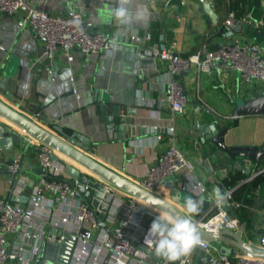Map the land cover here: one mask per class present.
Here are the masks:
<instances>
[{
  "label": "crops",
  "instance_id": "obj_1",
  "mask_svg": "<svg viewBox=\"0 0 264 264\" xmlns=\"http://www.w3.org/2000/svg\"><path fill=\"white\" fill-rule=\"evenodd\" d=\"M24 1L51 14L74 8L81 13L88 30L107 32L118 26L150 29L157 38L174 39V51L183 56L194 52L205 38L211 40L218 37L222 19L233 5V0H210L216 13V22L212 23L203 11L201 0H183V3L176 0H129L128 22L121 23L111 16L117 0ZM255 1L259 9L257 18H262L263 23L253 24V19L257 18L252 16L251 20L240 23L235 31L245 40H257L264 54V0ZM246 9L241 12L250 14ZM19 16V11L13 14L0 11V88L9 95L0 94L2 101L28 116L35 106L41 105L40 114H44V119L39 120L40 124L46 127L54 124L65 131L74 130L82 134L89 139L94 151L91 157L135 181L146 172L169 137L163 135L159 142L153 143L150 129L155 126L161 130L172 125L170 138L192 162L193 169L187 171L182 168L176 173L179 185L173 195L169 192L158 193L172 200L186 215L183 207L186 199L202 200L199 214L191 217L201 220L215 210V190L219 189L222 193L224 189H230V198L223 207L229 215L239 217L243 239L257 246L258 234L264 229V159L259 169L249 168L247 174L232 170L233 174H239L236 179L216 175L201 163L193 138L197 136V124L202 126L203 123L215 121L220 126L231 125L230 111L234 99L238 96L248 99L261 94L264 80H245L238 71L222 65L198 75L194 68L189 67L182 77H178L186 94L184 109L181 113H174L160 103L165 79L162 62L139 55L137 49L114 48L111 55L104 59L100 74L96 73L99 52L83 54L73 48L71 60L57 52L56 74L50 79L46 72L48 62L42 54L43 40L28 28L19 27L16 22ZM67 70H70V74ZM134 98L138 105L134 113L120 112L134 125L136 137L122 142L111 137L113 133L107 131L103 114L95 103H130ZM147 100L153 106L144 104ZM12 128L16 129L14 125ZM223 136L227 145H259L264 137V114L238 115L236 124L229 127ZM19 150V144H13L11 150L0 149L1 196H6L9 187V176L3 172L7 168L5 161L14 157ZM67 162L80 169L70 160ZM22 163L27 166L37 164L31 148L24 154ZM213 168L216 169L215 166ZM36 174V171L28 174L29 179ZM191 178L204 184L205 189L201 194H194L183 186L184 180ZM239 178L243 182H239ZM248 182L257 186V190L249 191L243 197ZM253 194H256V199H253ZM156 215L169 217L149 206L144 215L145 225L150 227ZM110 229H113V225ZM202 254L196 247L189 256L196 261Z\"/></svg>",
  "mask_w": 264,
  "mask_h": 264
},
{
  "label": "built area",
  "instance_id": "obj_2",
  "mask_svg": "<svg viewBox=\"0 0 264 264\" xmlns=\"http://www.w3.org/2000/svg\"><path fill=\"white\" fill-rule=\"evenodd\" d=\"M176 1L183 3V0ZM0 11L7 14L19 11L17 25L42 36V54L48 62L46 72L50 79L56 74V53L61 52L67 60H71L73 48L83 54L99 52L97 74L103 71L104 59L119 46L137 49L139 55L162 62L165 79L160 103L174 113L183 112L186 101L184 87L174 77L183 68H194L198 75L222 65L238 71L245 80H264V54L261 53L259 42L252 38H241L234 29L240 23L252 19L248 12L236 15L229 8L222 19L218 37L211 40L205 38L194 52L183 56L174 51V39L157 38L147 28L139 30L118 26L107 32L88 30L81 13L74 8L68 12L51 14L27 5L24 0H0ZM252 23L262 24L263 19H253ZM144 104L153 106L148 100ZM150 132L153 143L159 142L163 135L169 136L146 172L136 180L143 188L155 191L161 179L170 174L176 175L182 168L191 171L193 164L171 140L172 125L161 130L153 126ZM26 139L33 140L28 136ZM37 144L39 152L36 158L44 166L45 172L30 179L28 174L18 175L9 198L0 195V264H41L46 241L53 245L48 264H66L67 260V264H101L108 250L109 255L104 264H167L160 257L158 262H154L151 258L153 250L143 243L150 228L144 223L149 205L98 179L112 193L105 223L109 229L111 225L116 229L111 235L107 234L96 225L94 209L77 201L70 185L56 178L61 166L49 158L48 153L52 149L42 143ZM8 168L11 171L17 168L16 157ZM183 186L194 194H201L205 189L203 183L193 178L184 180ZM222 194L225 196L224 201L215 202V210L210 216L195 220L209 230L241 229L239 217L236 214L229 215L223 207L230 198V189H224ZM49 228H52L50 236ZM64 233L76 236L70 254L67 249L70 248L71 240ZM200 240L197 248L201 253L209 254L210 258L204 263H197L187 256L182 258L183 264H264V258L249 257L239 251L223 253L218 249V243ZM257 247L264 249V229L258 234Z\"/></svg>",
  "mask_w": 264,
  "mask_h": 264
},
{
  "label": "water",
  "instance_id": "obj_3",
  "mask_svg": "<svg viewBox=\"0 0 264 264\" xmlns=\"http://www.w3.org/2000/svg\"><path fill=\"white\" fill-rule=\"evenodd\" d=\"M201 3L203 11L207 14L209 20L215 23L216 13L213 11L210 0H201ZM234 29L237 31L238 26H235ZM37 36L42 38L38 34ZM187 71V68H183L174 77H182ZM0 94L6 97L9 96L1 88ZM95 105L99 112L103 114L107 131L113 133L111 137L117 138L122 142L136 137L134 125L128 122V119L120 112V110H124L128 114L131 111V114H133L135 107L138 106L135 98L130 103L100 101L95 103ZM41 108V105L35 106L31 110L34 117L32 114L28 116L0 99V149L11 150L13 144L21 146V150L17 151L14 157L5 161L7 168L3 172L9 176L6 199L9 198L18 175L31 174V172L36 171L37 176L39 173L45 172L44 166L38 160L36 165L29 164L27 166L22 163L26 151L31 148L36 157L39 152L37 143H42L52 149V152L48 153L49 158L61 166V172L56 178L63 179L70 185L77 201L94 209L93 215L96 225L102 227L107 234L111 235L112 231L116 229H109L105 223L106 212L112 202V193L98 179L137 197L142 202L165 213L169 217L186 216L172 200L158 193L169 192L173 195L178 190L177 183L179 178L176 175L170 174L161 179L156 191L143 188L135 180L108 168L91 157L94 151L90 147L89 139L82 134L74 130L65 131L62 127L54 124L49 127L40 124L39 120L44 119V114H40ZM241 114H264V91L248 99H243L239 96L234 99L233 108L230 111L231 125L220 126L217 122L211 121L203 123L202 126L200 124L196 126L197 136L193 140L200 154L201 163L216 175L236 179L235 177H239V174H233L232 170H237L240 174H247L249 173V168L259 169V165L264 159V137L259 145H227L224 143V133L229 127L236 124L237 116ZM12 125L16 127L15 130ZM27 136L33 140H27ZM34 141H37V143ZM60 155L63 158L59 157ZM15 157L17 158V168L11 171L8 167ZM67 160L79 166L80 169L68 163ZM238 181L243 182L242 178H239ZM256 190L257 186L250 182L246 183L243 197L249 194V191ZM252 197L256 199V194H253ZM191 219L197 227L200 239L218 243V249L221 252L229 253L238 250L249 257L264 258V249L258 248L243 239L240 228L209 230L202 227L195 219ZM51 234L52 228H49L48 235L50 236ZM64 235L71 240V245H74L76 236L70 233H64ZM52 250L53 245L46 241L43 246L41 264H48V258ZM108 255L109 250L105 253L101 264L105 263ZM151 258L154 262L160 260L154 252L151 253ZM209 258V254L205 253L201 257L196 258V262L204 263Z\"/></svg>",
  "mask_w": 264,
  "mask_h": 264
},
{
  "label": "clouds",
  "instance_id": "obj_4",
  "mask_svg": "<svg viewBox=\"0 0 264 264\" xmlns=\"http://www.w3.org/2000/svg\"><path fill=\"white\" fill-rule=\"evenodd\" d=\"M129 0H117V6L112 9L111 16L121 23L128 22ZM70 74V70H67ZM155 199V198H154ZM217 203H222L224 194L219 189L215 190ZM203 201L186 199L183 207L186 216L161 217L157 216L151 223L144 238V245L152 249L157 257L162 258L167 264H175L180 261L183 264V257H187L201 243L198 230L192 216L198 215L202 208Z\"/></svg>",
  "mask_w": 264,
  "mask_h": 264
},
{
  "label": "trees",
  "instance_id": "obj_5",
  "mask_svg": "<svg viewBox=\"0 0 264 264\" xmlns=\"http://www.w3.org/2000/svg\"><path fill=\"white\" fill-rule=\"evenodd\" d=\"M232 3H233V5L231 4V7L234 10V13L236 15L243 13L241 11L244 8H247L246 10H248L250 12V17H252V16L255 18L258 17L257 12L259 11V9L256 8L257 1H255V0H233Z\"/></svg>",
  "mask_w": 264,
  "mask_h": 264
},
{
  "label": "flooded vegetation",
  "instance_id": "obj_6",
  "mask_svg": "<svg viewBox=\"0 0 264 264\" xmlns=\"http://www.w3.org/2000/svg\"><path fill=\"white\" fill-rule=\"evenodd\" d=\"M72 249H73V244L72 245H70V248L69 249H67V253H71V251H72Z\"/></svg>",
  "mask_w": 264,
  "mask_h": 264
}]
</instances>
